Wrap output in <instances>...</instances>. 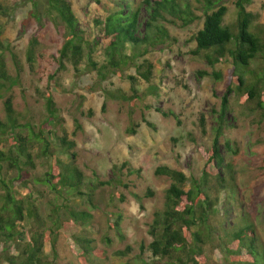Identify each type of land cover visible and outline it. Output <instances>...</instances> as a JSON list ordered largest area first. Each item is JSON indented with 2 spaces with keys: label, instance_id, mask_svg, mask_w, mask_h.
<instances>
[{
  "label": "rangeland",
  "instance_id": "1",
  "mask_svg": "<svg viewBox=\"0 0 264 264\" xmlns=\"http://www.w3.org/2000/svg\"><path fill=\"white\" fill-rule=\"evenodd\" d=\"M39 1L36 6L35 0H0V54L10 75V79L4 81L5 87L0 89V119L8 122L6 101L12 98L21 124L18 129L0 131L1 146L16 155L14 136L18 132L31 137L32 130L43 129L51 150L56 153L59 138L66 131L69 138L76 141L75 163L83 171L85 183L91 188L93 184L103 183L96 188L94 204H90L87 196H61L49 186L34 183L33 198L47 225L52 224L50 215L57 211L62 222L73 227L65 206L87 211L91 219L87 224L80 223L78 229L92 240L93 247L107 256L100 258L93 254V263L139 262L141 245L152 240L149 227L154 213L163 209L166 190L171 184L169 177L158 176L155 170L166 165L184 171L189 177L201 176L205 159L200 148L211 147L223 97L229 94L232 111L227 116L233 126L225 130L221 145L227 159L235 163L236 181L232 188L216 194L217 212L211 222L213 236L206 245L209 264H232L226 251L227 242L229 233L242 217L255 225L264 244V110L258 108L255 101H247L229 91L230 87L235 88L231 57L212 66L205 52L195 54L197 43L193 37L203 27L204 0H182L181 4L189 3V10L196 16L192 23L185 25L179 17L167 14L166 19L159 21L167 36L153 34L152 44L138 50L129 45L125 50V55L129 56L127 62L119 68L104 69L102 73L88 65L87 59L78 69L70 62L61 68L59 50L66 30L56 13L47 10L46 1ZM121 1L70 0L87 28L85 36L97 43L93 58L99 66L108 63L110 39L103 36L98 20L116 9ZM131 1L139 4L144 0ZM237 2H220L228 7L225 22L234 31L237 30ZM246 8L257 16L256 29L264 33V0H248ZM141 10L145 22L149 18L145 4ZM35 41L33 59L29 60L28 52ZM145 60L154 66L150 82L137 69ZM252 66L259 74L263 73L264 55ZM49 90L53 92L57 108L53 120H49L47 108ZM111 93H125L135 98L125 100ZM158 108L172 111L178 118L165 116ZM202 116L206 133L201 128ZM46 124L49 127L45 128ZM131 128L136 132H131ZM227 139L237 148L236 154L227 153ZM43 148V142L35 141L32 152L36 168L32 172L36 178L44 176L51 164L43 155ZM71 152L58 155L70 164L74 160ZM3 174L7 179L15 178L17 171L6 164ZM14 187L22 196L28 193L19 181H14ZM88 187L84 186L83 191L90 192ZM149 192L154 195L148 196ZM122 195L125 201L121 200ZM137 195L143 198L142 202ZM118 220L120 228L115 225ZM30 223L36 224L33 220ZM54 240L55 247L48 241L45 250L55 264H82L74 253L73 236L62 231ZM128 246L132 251L127 255L117 254ZM4 256L3 246H0V264H9ZM145 258L153 259L148 251Z\"/></svg>",
  "mask_w": 264,
  "mask_h": 264
},
{
  "label": "trees",
  "instance_id": "2",
  "mask_svg": "<svg viewBox=\"0 0 264 264\" xmlns=\"http://www.w3.org/2000/svg\"><path fill=\"white\" fill-rule=\"evenodd\" d=\"M45 1L47 10L56 13L66 30L65 41L59 50L61 68L65 67L66 62H70L78 69V66L87 59V64L100 73L104 69L119 68L125 64L129 58L125 55V50L129 45L138 50L142 46L152 44L153 34L159 37L167 36V31L159 24L160 19H166L167 14L179 17L185 25L196 19L189 10V3L185 2L183 5L182 0H144L139 4L131 0H122L116 9L109 11L103 19L98 20L103 36L110 39L107 47L108 63L99 66L93 58L97 43H93L85 36L87 28L76 15L70 0ZM247 1L238 0L236 3L238 16L237 30L234 31L225 22L228 7L220 4L221 0H204L203 27L193 37L197 43L195 54L205 52V57L212 66L222 62L227 56L231 57L234 65L232 78L235 88L230 87L229 91H233L247 101H255L257 107L264 110V72L259 74L252 66L256 59L264 55V33L256 29L257 16L247 10ZM39 2L35 0V5L38 6ZM144 4L149 12V18L145 22L141 18V8ZM35 44L36 41L29 49V60L33 59ZM137 69L146 81L150 82L153 79L154 66L149 60H145ZM9 79L4 57L0 54V89L5 87L4 81ZM47 94L49 120H53L57 116V108L53 92L49 90ZM110 95L125 100L135 98L125 93ZM6 110L8 122L0 119L2 133L21 126L13 108L12 98L6 101ZM158 111L165 116L178 118V115L172 111L166 112L160 108ZM231 111L230 96L227 94L223 97L217 116L212 145L207 150L200 148L205 159V168L200 177H189L184 171L166 165L159 166L155 170L156 175L169 177L171 184L166 190L163 209L154 213L150 223L149 234L152 240L147 245H141V259L136 264H209L206 245L213 236L211 222L212 216L217 212L216 194L221 190L232 188L236 181L235 163L227 159L221 145L225 130L233 126L227 116ZM145 121L149 126L154 127L151 122ZM44 127L49 125L46 124ZM201 128L203 133L207 132L204 116L201 118ZM130 131L136 132L133 128ZM49 132L52 133L51 130ZM32 134L30 137L18 132L14 136L16 155L13 152H6L0 140V246H3L4 257L9 264H55L46 253V243L52 241L55 247L54 238L64 231L68 236L75 238L74 253L82 264H96L91 261V255L106 258V254L93 247L92 240L78 229L80 223L87 224L90 221L91 214L65 206L73 227L70 228L69 224L65 225L56 215L57 211L50 215L52 224L48 226L33 198L32 185L41 183L49 186L61 196L84 195L88 197L90 204H94L96 188L103 183L93 184L92 188L85 183L84 173L75 163L76 141L71 140L66 131L59 138L60 145L56 153L55 150H51V143L43 129L40 132L32 130ZM35 141L44 143L43 155L51 160L49 170L44 176L37 178L32 172L36 168L32 152ZM225 148L227 153L236 154L238 151L229 139L225 142ZM69 151H72L74 158L70 164L65 163L58 155L59 152ZM6 164L16 169L15 178L7 179L4 176ZM15 180L28 189L26 195L22 196L15 189ZM189 184L190 188L187 189ZM84 186L90 188V192H84ZM153 195V192H149L148 196ZM137 198L143 201L141 196L137 195ZM125 199L122 195L121 200L125 201ZM31 220L36 224H31ZM120 224L118 220L115 225L120 228ZM74 228L76 230H72ZM119 233L123 236L122 232ZM229 237L226 251L232 264H264V244L252 222L242 217L241 221L235 223ZM131 251L132 248L128 246L117 254L124 256ZM146 251L152 254L153 259L145 258Z\"/></svg>",
  "mask_w": 264,
  "mask_h": 264
}]
</instances>
